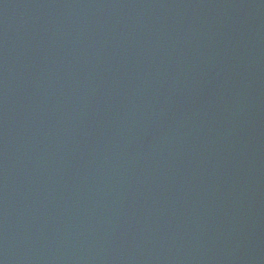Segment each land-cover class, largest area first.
<instances>
[{
	"label": "water",
	"instance_id": "95a60500",
	"mask_svg": "<svg viewBox=\"0 0 264 264\" xmlns=\"http://www.w3.org/2000/svg\"><path fill=\"white\" fill-rule=\"evenodd\" d=\"M0 264H264V0H0Z\"/></svg>",
	"mask_w": 264,
	"mask_h": 264
}]
</instances>
